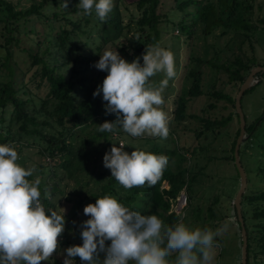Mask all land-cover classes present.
I'll use <instances>...</instances> for the list:
<instances>
[{"label":"trees","instance_id":"trees-1","mask_svg":"<svg viewBox=\"0 0 264 264\" xmlns=\"http://www.w3.org/2000/svg\"><path fill=\"white\" fill-rule=\"evenodd\" d=\"M65 2L66 0H39L27 10H17L13 2L0 0V10L6 12V18L3 19L4 40H0V49H4L6 55L0 56V60H3L0 67H7L10 74L15 72L9 64L13 56L10 46L19 42L16 37V32L20 29L17 21L32 15L44 16L47 21H54L50 24L53 30H56L55 34L46 33L43 39L38 40V48L34 53L28 52L31 65L36 67L30 79L26 81L27 73L24 72L20 87H16L12 79L0 81V144L14 147L20 157L17 163L26 169L30 168V158L23 154L22 150L28 146L37 147L39 154L49 159V162L34 164L36 171L31 177H27L33 182L39 180V190L46 208L55 206L53 198L57 194L68 193V202H72V198L76 196L80 200L89 199L92 203L98 198L110 196L142 214H156L166 225H172L181 217L171 211L172 203L186 188L189 196L186 209L192 206L193 186L198 182L203 168L200 171H192L191 166L186 164L187 160L182 158L175 166L169 164L161 180L153 187L124 189L119 185L112 177L111 170L104 167L103 157L113 144L120 147L124 139L119 130L116 135L98 130L99 125L106 121L113 122L117 117L115 114H105L106 102L103 101L102 92L99 96H93L104 81L103 71L97 70L95 65L105 46L113 45L121 37L127 36L130 29L136 30L129 38L130 44L119 48L128 62L140 57L143 64L142 57L146 53V47L161 44L163 31L168 28L172 16L177 12L181 15L191 5H199L198 18L190 24L185 23L183 16H180V31H186L188 38H195L199 33L206 38L221 30L222 35H233L232 45L239 50L223 62L220 60L223 49L217 50L216 47L211 58H208L210 50L207 47L203 56L193 51L190 54L189 58L197 66L193 69L187 68L184 88L176 100L174 120L184 122L188 116L194 119L202 118L201 130L196 132L200 138L206 129L226 126L232 121L234 114L240 122L235 98L224 93L223 88L219 87V76L206 91L203 90V66H210L217 74L224 72L228 77L226 83L234 82L240 89L251 70L258 65H264V62L258 61L255 54L248 56L244 50L245 44H250L255 51L252 34L264 31V0L261 4H257V0H174L167 9L163 0H137L135 12L124 5V0H114L115 7L107 22H101L94 11L91 15H86L77 7L80 0H67V9L64 7ZM126 11L128 22H125ZM256 14L259 15L255 16ZM55 22H58L56 29ZM88 45L92 46V50H85ZM227 45L225 47L232 51V45ZM258 78L259 74L256 75V80ZM43 85L44 95L36 93V89ZM252 88L253 86L245 94ZM21 91L25 96L20 94ZM203 94L217 100L232 101L234 114L209 120L196 114L188 115L186 110L189 98ZM210 107H214V103ZM255 126V123L247 125V140H251ZM239 135L240 127L231 148L230 158L233 161ZM176 151L171 149L167 153L173 157ZM165 184H168L169 188L165 187ZM45 189L50 191L51 199H43ZM218 200L217 198L215 201ZM244 200H247V204L257 203L251 212L252 231L247 227V216L242 209L248 236L247 264L251 242L255 243L257 255L264 263V188L249 195L244 192L241 198L242 207ZM234 208L237 221L240 222L236 206ZM203 227L206 226L200 228ZM240 228L242 230V227ZM69 243L66 241L64 244ZM106 243L110 245L111 242ZM104 258L105 254L101 253L100 259ZM169 259L174 260L175 256ZM53 264H63V260L57 258ZM75 264L85 262L75 257Z\"/></svg>","mask_w":264,"mask_h":264},{"label":"clouds","instance_id":"clouds-1","mask_svg":"<svg viewBox=\"0 0 264 264\" xmlns=\"http://www.w3.org/2000/svg\"><path fill=\"white\" fill-rule=\"evenodd\" d=\"M64 7L68 8L67 0ZM77 7L86 15L94 11L101 22H107L115 4L114 0H80ZM142 58L143 64L140 57L128 62L118 51L100 55L95 67L108 75L93 96L102 92L105 114L117 117L99 125L100 132L116 135L122 129L132 137H169L162 94L177 76L174 54L157 44L147 46ZM160 73L164 79L156 86L150 78ZM19 159L14 147L0 144V264H41L52 260L60 247L65 209L61 214L45 208L39 180L27 179L36 169H26L17 163ZM103 164L119 185L132 189L155 186L169 158L143 150L129 154L123 144H113ZM43 199H51L48 189ZM84 214L90 218L82 225L83 244L68 247L63 264H75V257L85 264H213L216 238L228 228L225 222L216 230L192 229L183 216L166 225L156 214H142L110 196L88 204ZM101 253L105 254L103 260ZM173 256L175 259L170 260Z\"/></svg>","mask_w":264,"mask_h":264},{"label":"rangeland","instance_id":"rangeland-1","mask_svg":"<svg viewBox=\"0 0 264 264\" xmlns=\"http://www.w3.org/2000/svg\"><path fill=\"white\" fill-rule=\"evenodd\" d=\"M16 5L17 10H27L31 4L39 0H9ZM125 6L129 10L135 12L137 0H124ZM166 9L170 7L174 0H163ZM262 0H257V4H261ZM199 5L189 6L183 13L177 12L172 16L171 22L166 30L163 31V40L160 44L161 47L172 51L175 58L177 76L169 81V84L163 92L164 105L163 110L167 113L169 119V139H162L159 137H132L125 133L122 129H118L121 133L124 151L129 154L135 150H143L158 155H168L169 164L176 165L182 160H187L188 165L191 166L192 171L203 172L198 176V182L193 186L194 188V201L192 206L185 210V223L192 229L197 227L206 226L203 228H211L216 230L228 222L227 230L216 238V247L213 250V264H241L242 263V230L241 222L237 221L235 212V198L241 188V178L239 177L238 168L235 161L230 157L232 155V145L236 139V133L240 127L238 116L234 114V105L232 101L227 99L217 100L214 97L203 94L195 98H189L187 113L196 114L203 119H221L233 113V119L226 126L222 128L213 127L211 130L206 129L205 133L199 138L196 135L198 130H201L202 118H192L190 116L184 122L174 120L176 109V100L182 93L186 82V72L188 69H193L197 64L192 63L189 58L192 51L203 56L204 50H210L208 58L213 56L214 49L222 50L220 53V60L223 62L232 56L234 52L239 51L237 47L233 46L231 38L232 34L222 35L221 30H217L215 35L204 37L201 33L197 34L195 38H188L186 31H180L179 22L180 16H183L185 23L190 24L198 18ZM259 13V12H258ZM77 16V14H74ZM125 22L129 21L127 11L124 13ZM256 14L255 16H258ZM6 18V12L0 10V40H4L2 36L5 33L3 19ZM53 20L47 21L44 16L32 15L29 18H22L16 22L19 25V30L16 32L18 44L10 46L13 56L9 61L14 69V74H10L9 69L5 66L0 67V81L12 79L16 87L22 85L23 73L26 72V81L32 77L36 71V67L31 65V58L28 52L34 53L38 48V40L44 38L46 33H56L53 30ZM58 22L54 24L57 28ZM36 31V33H33ZM136 30L130 29L128 35L118 39L115 44H108L102 50V55L105 51H118L122 58L125 59L120 46L130 44L129 38L134 35ZM254 41L255 51L251 48L250 44H245L244 50L248 56L255 54L260 62H264V31L252 34ZM232 45V51L225 46ZM91 45V44H89ZM87 46L85 50H92V46ZM214 45V47H212ZM207 47V48H206ZM82 51V49H81ZM6 55L4 49H0V56ZM100 59V58H99ZM98 59V61H99ZM2 63L3 60H0ZM97 70H99L97 68ZM101 71V70H99ZM108 75L103 71L102 78ZM219 76V87L223 88L224 93H228L233 98H236L239 92L238 84L226 83L228 77L224 72L218 73L210 66H203V79L202 88L206 91L209 86ZM153 83L158 86L159 82L164 79V74L160 73L150 78ZM33 86V84H31ZM35 86H37L35 84ZM45 86L36 89V93L44 95ZM21 95L25 94L20 92ZM33 96V95H32ZM214 103V107H210ZM242 107L245 113L247 125L255 123V132L251 136V140L242 142L241 159L242 164L248 176V186L246 188V195L254 193L264 188V72L259 73V78L255 80L253 88L250 89L242 98ZM8 115V114H7ZM117 119V118H116ZM261 120V121H260ZM119 134V132H117ZM247 137L248 133L246 132ZM238 139V138H237ZM166 144V145H165ZM164 145V146H163ZM169 145V146H167ZM162 146V147H161ZM200 146H203L201 149ZM160 147V148H159ZM162 148L164 150H162ZM177 150L172 155L168 150ZM30 160L28 165L34 167V164L49 162V159L39 154L38 148L28 146L22 150ZM48 164V163H47ZM51 164V163H50ZM168 186V184H166ZM122 191V190H121ZM124 192V191H123ZM68 193L57 194L53 198L54 207L58 213L63 212L65 209L66 226L64 233L59 237L60 247L54 253L52 260L42 261V264H53L55 259L60 258L64 260L66 249L70 246L83 244L81 236L82 225L84 221L89 219V216L84 214V208L88 204H94L89 199L80 200L78 197H73L72 202L67 201ZM219 199L217 202L216 199ZM244 200L243 211L246 213V224L249 231H252L253 218L251 212L257 206V203L247 204ZM45 208L47 205H45ZM63 208V209H62ZM212 208V210H211ZM70 241L69 244H64ZM256 252L255 243L251 242L249 250V264H264ZM103 260V259H101Z\"/></svg>","mask_w":264,"mask_h":264},{"label":"water","instance_id":"water-1","mask_svg":"<svg viewBox=\"0 0 264 264\" xmlns=\"http://www.w3.org/2000/svg\"><path fill=\"white\" fill-rule=\"evenodd\" d=\"M261 72H264V65H258L254 67L251 70L245 82L242 84L235 98V107H236V111L239 114V118H240V135L237 139L234 154H235V163H236V166L238 168L240 178H241V188L235 198V206L238 212L239 220L242 225L241 227H242L243 249H242V263L241 264L248 263V236H247V230H246L245 223H244L242 205H241V198L248 186V176L245 171V168L242 165L241 158H240V146L242 142H245L247 140V136H246L247 121H246L245 113L242 107V98L245 92L254 85L255 80H256V75Z\"/></svg>","mask_w":264,"mask_h":264},{"label":"built area","instance_id":"built-area-1","mask_svg":"<svg viewBox=\"0 0 264 264\" xmlns=\"http://www.w3.org/2000/svg\"><path fill=\"white\" fill-rule=\"evenodd\" d=\"M165 187L169 188V186ZM189 196L186 191V188L181 191L175 202L172 203V209L171 211H175L176 213L180 214L181 216L185 217V209L188 205Z\"/></svg>","mask_w":264,"mask_h":264},{"label":"crops","instance_id":"crops-1","mask_svg":"<svg viewBox=\"0 0 264 264\" xmlns=\"http://www.w3.org/2000/svg\"><path fill=\"white\" fill-rule=\"evenodd\" d=\"M216 243H217V241H216Z\"/></svg>","mask_w":264,"mask_h":264}]
</instances>
